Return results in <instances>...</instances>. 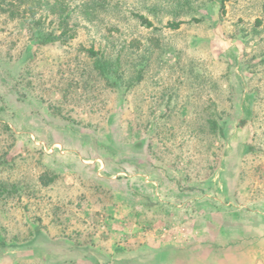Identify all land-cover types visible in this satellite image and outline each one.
I'll list each match as a JSON object with an SVG mask.
<instances>
[{
	"label": "rangeland",
	"instance_id": "obj_1",
	"mask_svg": "<svg viewBox=\"0 0 264 264\" xmlns=\"http://www.w3.org/2000/svg\"><path fill=\"white\" fill-rule=\"evenodd\" d=\"M63 2L69 22L77 23L67 45L40 44L26 23L0 15V121L9 125H0V147H9L13 158L0 180L16 185L0 196V264L14 263L13 247L4 245L31 236L45 241L33 233L50 224L42 211L50 191L40 177L64 178L67 165L75 166L68 153L90 156L97 149L98 156L139 171L149 149H160L174 168L185 161L177 155L182 151L193 171L205 176L209 157L216 161L236 128L245 127L238 141L250 152V174L264 177V0ZM170 21L182 22L172 29ZM45 23L51 28L49 16ZM94 57L106 61L104 74L93 66ZM69 82L64 98L59 88ZM59 103L68 122L56 117ZM49 219L63 231L73 221ZM87 220L111 225L110 219ZM148 231L143 227L135 236L142 239ZM122 237L111 241L120 244ZM243 254L219 264H249L251 254Z\"/></svg>",
	"mask_w": 264,
	"mask_h": 264
},
{
	"label": "crops",
	"instance_id": "obj_2",
	"mask_svg": "<svg viewBox=\"0 0 264 264\" xmlns=\"http://www.w3.org/2000/svg\"><path fill=\"white\" fill-rule=\"evenodd\" d=\"M243 129L236 128L216 161L209 157L205 176L182 151L177 155L185 161L174 168L160 149H149L139 171L98 156L97 149L90 156L68 153L75 165H67L68 175L53 166L64 178L43 185L50 191L42 209L50 224L33 233L45 241L31 236L4 245L13 247L10 264H219L236 262L245 249L249 264L264 262V177L250 174V152L238 141ZM110 168L117 171L110 175ZM62 202L81 206L63 210ZM60 215L73 219L69 231L49 221ZM91 218L111 225L105 229ZM143 227L149 231L140 239L135 234ZM113 234L124 236L120 244Z\"/></svg>",
	"mask_w": 264,
	"mask_h": 264
},
{
	"label": "trees",
	"instance_id": "obj_3",
	"mask_svg": "<svg viewBox=\"0 0 264 264\" xmlns=\"http://www.w3.org/2000/svg\"><path fill=\"white\" fill-rule=\"evenodd\" d=\"M224 1L225 0H221L222 3ZM0 15L16 19L18 23H26V27L32 36L38 33V40L40 44L59 43L67 45L69 40L73 38L77 32V23L69 22L70 9L63 2V0L57 2H51L50 0H0ZM48 16L50 17L51 28H48L45 23V19H47ZM138 16L147 26L151 25V22L148 19H145L141 15ZM181 22L182 21H170L166 24V26L175 29L179 27ZM87 51L90 56L96 55L92 48H89ZM105 62V60L103 61L99 57L93 58V66L100 72V74L105 73L104 70L107 68ZM68 84L66 87H62V89L59 88L62 92L61 95L64 98H67V95H70L72 89L73 84H71V82ZM56 106H58L56 117H59L62 121H64L63 123L68 122V119H70L71 116L61 110V103L55 105V108ZM0 125L2 126V130H8L9 128V125L4 120L0 121ZM8 148L9 147L6 146L0 147V171L8 170L13 165V158L9 156ZM41 176L40 180L42 185L49 183L55 178L54 176L47 177L46 182L44 180V175ZM8 185L4 181L0 180V196H8L15 191V183L10 186ZM30 188L25 191H31L32 189Z\"/></svg>",
	"mask_w": 264,
	"mask_h": 264
}]
</instances>
